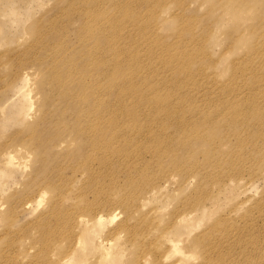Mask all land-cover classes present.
Wrapping results in <instances>:
<instances>
[{
    "label": "bare ground",
    "instance_id": "1",
    "mask_svg": "<svg viewBox=\"0 0 264 264\" xmlns=\"http://www.w3.org/2000/svg\"><path fill=\"white\" fill-rule=\"evenodd\" d=\"M187 1L78 0L71 8L72 17L80 20L72 43L67 41L69 13L65 6L49 21L48 35L33 28L32 45L37 44L39 51L32 56L31 45L30 55L27 49L25 57L38 70L21 73L14 93L25 98L29 107V101L39 97L33 117L39 111L40 120L26 126L29 133L22 143L34 150L40 169L25 184L28 191L35 189L36 209L45 206V198L51 195L48 217L39 225L40 239L45 241L39 249L44 258H61L57 255L64 250L60 237L69 232L65 239L68 249L62 255L67 257L54 264H87L92 254L97 256L93 264H124L128 255L121 247L124 240L130 249L136 243L150 244L151 231H138L131 224L138 213L157 212L149 205L164 182L175 180L174 170L186 175L185 184L195 182L205 193L198 199V209L174 217L168 231L172 236L158 235L159 240L166 237L159 252L139 253L133 264H264V223L259 227L255 220L230 231L223 225H210L203 235L193 238L199 261L184 256L181 250L193 222L210 218L207 207L217 205L220 193L229 200L235 186H247L239 176L248 174L246 168L252 174H264V89L252 88L264 86V0H234L236 11L230 15L260 9L262 30L251 29V44L240 59L227 64V74L215 69L217 62L206 48L213 39L210 22L200 27L197 17L187 11ZM226 1L232 0H208L211 21L217 20L214 11ZM161 14L172 17L164 20ZM222 24L216 26L228 32L231 50L238 44L235 41L242 42L249 34L241 26ZM165 25L175 38L172 43L163 34ZM39 69L43 74L37 80ZM224 75L227 84L220 89L214 84ZM215 91L222 98L215 107L200 102L206 92ZM5 107L0 105V113ZM172 128L176 137L168 133ZM232 138L237 142H230ZM57 144H74L66 159L52 152ZM226 144L236 146L228 153L218 152ZM3 146L0 143V150ZM22 148L13 145L0 154L7 167L4 173L10 174V166L26 165L28 160L20 158ZM78 174L83 180L72 193L74 205L61 210V190ZM118 176L127 177L126 183L119 185ZM39 183H45V189H36ZM149 189L150 197H142ZM89 196L95 201L86 202ZM26 200L21 206L30 201ZM3 205L0 201V211ZM113 205L121 208L123 218L109 232L110 238L96 239L93 228L105 219L94 211ZM196 210L201 216L192 219ZM258 214L264 222V201ZM110 217L113 220L116 215ZM173 256V262H168ZM0 258L13 257L1 251Z\"/></svg>",
    "mask_w": 264,
    "mask_h": 264
},
{
    "label": "rangeland",
    "instance_id": "2",
    "mask_svg": "<svg viewBox=\"0 0 264 264\" xmlns=\"http://www.w3.org/2000/svg\"><path fill=\"white\" fill-rule=\"evenodd\" d=\"M77 1L78 0H0V105L6 106L3 113H0V143L4 142L5 144V147L3 146L2 150H0V154L4 151H10L13 145H18L19 148L23 147V152L20 153L21 160H28L23 167L17 164L16 166H10V174H7L4 173L7 167L2 164L3 158H0V201L4 203L3 209L0 211V250L3 249L1 251H4V254H9L13 257L0 258V264H54L61 258L66 259L67 257V255H62L68 249L69 242L65 239L69 232L65 233V237H60L61 241H63L61 247L64 248V252L62 251L57 255L61 256V258H44L43 252L39 249L45 242L43 239H40L41 229L39 225L41 220H45L48 217L50 209L48 208L47 201L49 200L51 202V195L45 198V206H41L37 209L34 207L37 200V196L34 195L35 189L28 191V183L25 184V182L30 176L34 175L36 171H39L40 165L34 158V150L25 143H22V139L29 133L26 126L31 123L36 124V122L40 120L39 111H36V115L33 117V109H37L36 101L39 100V97L35 98L33 102L29 101L31 105V107H29L28 101L25 98L17 96L14 93V88L19 86L18 82H20L19 77L20 75L22 76L21 73L29 68L35 71L38 70L37 64L32 59L25 57V51L27 49L30 55V48L34 40V35L32 33L33 28H40L44 36L48 35L50 29L49 21L52 17H58V9L64 6L67 13H69L67 41L72 43L74 40L73 30L80 25V20L76 18V16L72 17L71 10L72 5ZM186 3L188 7L187 11L193 13L195 17H197V22L200 27L210 22L213 29V39L207 42L206 48L210 51L209 54L212 56V59L215 60V63L217 62L214 64L215 69H217L218 72L224 69L225 74H227V64L231 63L233 60L240 59L246 51V45L251 44L253 40L250 33L251 29L258 28L259 31L262 30V25L259 22L261 10L258 9L257 12L247 10L240 16L230 15L233 11H236L233 10L234 0L229 2L226 1L222 6L223 10H220L222 7L219 6V8L214 11L217 15V20L211 21L212 12L208 14L210 6L208 0H188ZM78 8H80V6H78ZM103 9L107 12V7H105V5ZM171 17V15L161 14V18L164 20H170ZM220 21L221 24L224 23L222 25L227 26V28L230 26H241L244 34L249 32L242 42L235 41V43L238 44L235 45L234 50L227 47L229 44V39L227 40L229 37L228 32L225 34L226 32L221 28V25L216 26V23ZM198 31L202 32L200 30ZM163 32L165 38L169 40L170 43L175 40L170 34L171 30L167 25L164 26ZM32 46L34 49L32 56H35L39 51V46L37 44H33ZM72 50L74 49L71 48V51ZM42 74L43 72L39 69L37 80ZM226 77L227 75H224L214 85L221 89L222 86L227 84ZM252 88L264 89V86L258 85ZM56 97L52 100H55ZM221 101V94L215 91L214 94L209 95H207L206 92V97L200 102L208 107H215V105ZM108 111L110 110L108 109ZM114 113L117 114L118 112L114 111ZM212 115L213 112L210 113V116ZM65 117L68 119L66 115ZM127 131L129 130L127 129ZM168 133L174 137H176L177 134L174 128L169 129ZM230 142L236 143L237 139L232 138ZM192 144L197 146L199 143L192 142ZM227 144L219 147L218 152L228 153L236 146L231 147L227 146ZM72 147L74 148V144L65 147L64 145L61 146V144H57L52 148V152L58 154L59 158L64 160L70 153L69 151ZM246 170H248V174L239 175L242 177L239 178L244 182H248L244 189L235 186L233 195L229 200L225 197L224 193H220L217 199V205L214 208L207 207L209 211L208 214L211 215L210 218L199 220L195 223L193 222V230L190 236L184 237L183 240L186 241L181 243V250L184 256L191 255L198 261L200 260V257L196 256L197 249L193 244V238L203 235L210 225H223V227L225 226L224 229H229L230 231L236 228H244V226L251 223L252 220H255L259 227L264 223L260 218V214H258L259 206L264 201V174L258 176V171L252 174L254 173L252 169L246 168ZM171 173L176 175L175 180L172 182H164L163 184L165 185L156 193L155 201L149 205V208H156L157 212L150 213L146 210L144 216L138 213L135 216L138 218L137 221L133 220L131 224L132 227L138 231H151L150 244H147V242L136 243L135 246L130 249V244L126 243L127 240H124L121 247L128 251L124 264H133L139 253L159 252L163 248V239L166 240V237L159 240L158 235L162 232L163 237L165 235L172 236L171 233L168 234V231L170 226L175 222L174 217L187 210L198 209V199L203 196L205 189H201L195 182L191 185L185 184L183 179L186 175L183 176L176 170ZM76 178L77 179L73 177V179H71V185L67 184L66 187H63V190H61V194L58 198V202L63 206L60 207L61 210H64V207L65 209H71L74 205L73 201L75 200L72 199V197H74L72 193H76V189L80 187V183H82L83 180L81 174H78ZM126 179L127 177L118 176V184L123 185L126 183ZM45 185V183H39L36 189H45ZM64 185L65 183H62V186ZM150 189L142 195V197L149 198ZM215 191L216 190L213 189V192ZM24 199L30 201L21 206ZM206 199L207 196L202 202H205ZM94 201L95 199H91L90 196L89 200H86V202ZM32 203H34V205L30 206ZM98 212L101 213L100 215H103L105 220L101 225H97L93 228L95 232L94 236H96V239L98 237L99 240L108 239L110 238L109 232L116 229L123 218L121 208L113 205L106 209H97L94 211V213ZM111 213L116 215L113 220H110ZM93 214L85 215L91 217ZM199 216H201L200 212L196 210L191 217L192 219H196ZM36 224H38L37 227L35 226ZM249 228L252 230L253 225ZM137 233L139 234V232ZM33 238L37 239L34 243L32 241ZM32 247H34V249ZM35 250H37V255H33ZM236 252L239 255L238 251ZM174 258H176V256L171 257L168 262H173ZM4 259L6 261H4ZM148 260L153 262L152 258H148ZM96 261V254H92L88 257L87 264H93Z\"/></svg>",
    "mask_w": 264,
    "mask_h": 264
}]
</instances>
